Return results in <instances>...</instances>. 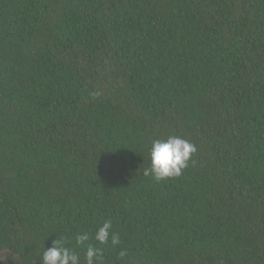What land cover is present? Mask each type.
<instances>
[{
    "label": "trees",
    "instance_id": "16d2710c",
    "mask_svg": "<svg viewBox=\"0 0 264 264\" xmlns=\"http://www.w3.org/2000/svg\"><path fill=\"white\" fill-rule=\"evenodd\" d=\"M106 219L102 264H264V0H0V264Z\"/></svg>",
    "mask_w": 264,
    "mask_h": 264
},
{
    "label": "clouds",
    "instance_id": "9594fccd",
    "mask_svg": "<svg viewBox=\"0 0 264 264\" xmlns=\"http://www.w3.org/2000/svg\"><path fill=\"white\" fill-rule=\"evenodd\" d=\"M195 152L193 144L178 136L155 140L152 142L149 163L144 168L143 175L156 182L178 177ZM120 242L119 234L113 231L112 220L106 219L94 232L82 231L72 238L64 235L56 237L52 246L43 251L42 264H82L81 253L84 264H102L104 246L116 247ZM125 254L124 251L119 253L121 257Z\"/></svg>",
    "mask_w": 264,
    "mask_h": 264
}]
</instances>
